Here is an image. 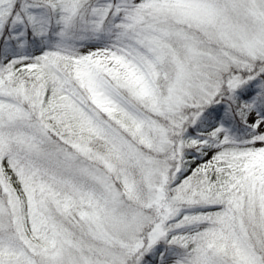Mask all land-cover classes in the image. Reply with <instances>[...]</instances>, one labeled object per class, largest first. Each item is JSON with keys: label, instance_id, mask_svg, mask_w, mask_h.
<instances>
[{"label": "snow or ice", "instance_id": "snow-or-ice-1", "mask_svg": "<svg viewBox=\"0 0 264 264\" xmlns=\"http://www.w3.org/2000/svg\"><path fill=\"white\" fill-rule=\"evenodd\" d=\"M0 264H264V0H0Z\"/></svg>", "mask_w": 264, "mask_h": 264}]
</instances>
